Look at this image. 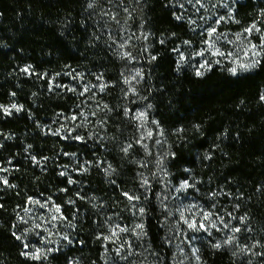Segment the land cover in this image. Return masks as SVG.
Instances as JSON below:
<instances>
[{
    "label": "trees",
    "instance_id": "16d2710c",
    "mask_svg": "<svg viewBox=\"0 0 264 264\" xmlns=\"http://www.w3.org/2000/svg\"><path fill=\"white\" fill-rule=\"evenodd\" d=\"M117 2L151 40L141 92L162 131L174 184H198L196 202L223 197L264 240V51L249 72L233 75L215 65L197 76L194 64L176 55L195 36L174 0ZM97 4L0 0V264H106L104 225L110 217L122 225L132 218L124 193L143 201L153 254L174 264L159 188L147 198L142 168L132 161L144 155L124 151V133L132 129L121 98L124 68L107 47L104 3ZM234 13L245 25L258 22L264 2L244 0ZM85 116L101 122L93 140L88 131L81 140L71 134ZM34 205L59 206L74 229L71 242L38 260L24 255L22 218ZM217 243L199 236V264H246Z\"/></svg>",
    "mask_w": 264,
    "mask_h": 264
},
{
    "label": "rangeland",
    "instance_id": "374dc122",
    "mask_svg": "<svg viewBox=\"0 0 264 264\" xmlns=\"http://www.w3.org/2000/svg\"><path fill=\"white\" fill-rule=\"evenodd\" d=\"M117 1L95 0V3H98L97 5L104 3L101 12L105 14L108 21L103 29L107 35L106 44L119 56L124 68V87L121 98L127 108L126 120L128 124H131L132 129L130 136L121 132L125 135L123 141H125L127 156L131 154L133 148L141 150L144 155L140 158H132V161L142 168L140 178L147 198H150L151 193L159 188L158 200L164 212L165 243L174 253V264H199L195 243L199 236L204 234L227 246L246 264H264V240H261L259 232H254L251 224L238 214V209L232 207L230 203L221 202L223 197L208 198L207 203L196 202L194 195L199 189L198 184L190 181L187 182L189 187L186 190L180 189V185L185 181L175 185L172 176L168 174L165 165L168 154L164 148L163 134L148 110L141 92L144 83L142 60L143 57L150 55L151 40L143 25L138 24L136 28L132 26L128 12ZM243 1L174 0V6L179 14L190 22L195 36V40L186 42L183 47L177 49L176 55L181 62H192L199 72H205L215 65L227 66L229 71L232 67H236L237 73L254 69L244 71L239 65L251 64L262 56L264 16L258 22L243 24L234 13L237 4ZM252 1L264 2V0ZM93 9H95L94 2L91 7V10ZM97 20L96 26L103 24L101 21L97 23ZM218 20L219 23H217ZM139 22L141 23V20ZM253 25H255L254 28ZM212 28H215L216 32L209 35ZM248 28H252V31L246 32ZM254 53L258 54L254 55ZM90 102L92 103L93 100L90 99ZM140 113L145 115L140 117ZM96 123L98 126L101 125L100 121L90 116L76 119L71 127V134L78 137L81 136L79 134L88 131L90 139L93 140L98 134ZM2 179L3 171H0V180ZM145 179L148 181L147 184H144ZM177 189L180 190L177 191ZM129 206L132 216L130 224L122 225L117 219L110 217L104 225L107 237H110L105 244V263L164 264L162 258L153 254L149 247L144 232V212L143 214L139 212V209L143 208V201L132 200ZM181 213H183V219ZM205 213L210 214L207 220L203 219ZM22 219L26 226V238H28L25 245H30L27 247V253H35L39 250L42 257L46 252L69 243L71 235H74L71 222L57 212L56 207L34 205L23 213ZM185 219L189 222L195 219L198 224L203 222L208 231L188 229L184 223ZM140 224L143 225L142 229L136 227ZM117 225L128 231L121 232L116 228ZM237 227L241 231L233 232V229ZM114 228L116 235L112 236L111 230ZM229 239L231 243H225Z\"/></svg>",
    "mask_w": 264,
    "mask_h": 264
},
{
    "label": "snow or ice",
    "instance_id": "6c2138e0",
    "mask_svg": "<svg viewBox=\"0 0 264 264\" xmlns=\"http://www.w3.org/2000/svg\"><path fill=\"white\" fill-rule=\"evenodd\" d=\"M89 7H91V5H89ZM177 18H178V17H177ZM221 19H223V18H221ZM217 23H219V20L217 21ZM252 27L254 28L255 25H253ZM245 31H246V32H251V31H252V28H248V29H246ZM257 31H259V29H257ZM215 32H216V29H215V28H212V29H210V31H209V35H211V34H213V33H215ZM253 47H256V46L253 45ZM261 47H264V44H262ZM257 54H258V53H254V55H257ZM259 64H260V61H259V60H254L251 64H240L239 67H240L242 70H244V71H248V70H250L251 68H254V67H256V66L259 65ZM24 71L27 72L28 69L26 68V69H24ZM230 72H231L233 75H237V68H236V67H232V68L230 69ZM196 75H197V76H203L204 73L197 71ZM85 91H87V89H85ZM81 94H83V93H81ZM262 98H264V97H262ZM13 107H15V106H13ZM5 111H7V110H5ZM17 111H20V109L17 108ZM144 115H145L144 113H140V117H143ZM73 119H75V117H73ZM149 135H151V133H149ZM77 139H82V138H81V137H77ZM129 147H131V145H129ZM124 151L126 152L127 149H124ZM70 182H71V181H70ZM4 183H7V181L5 180ZM147 183H148V181L145 179V180H144V184H147ZM188 187H189V184L187 183V181L183 182V183L180 185V189H184V190H186ZM180 189H177V191H179ZM124 195L126 196V198H127L129 201H132V200H138V199H139V197H133V196L129 195L128 193H124ZM193 207H194V206H193ZM56 211H57V212H60V208H59V206L56 208ZM139 212H140L141 214H143L144 209H143V208H140V209H139ZM209 216H210L209 213H205L204 216H203V219H204V220H207V219H209ZM181 218L183 219V213H181ZM53 219H55V217H53ZM241 219L243 220V218H241ZM184 223L187 225V228H188V229H191V230H193V231H201V230H203V231H205V232L208 231V228L206 227V225H205L203 222H201V223L198 224L197 221H196L195 219L191 220L190 222H189L187 219H185V220H184ZM213 226H215V225H213ZM136 227L142 229V228H143V225L140 224V225H137ZM225 227H227V225H225ZM116 228H118L121 232L128 231V229H126V228H120L119 225H117ZM111 231H112V236H115V235H116V229L114 228V229H112ZM240 231H241V229H240L239 227L233 229V232H240ZM17 239H19V237H17ZM65 239H67V237H65ZM104 239H110V237H104ZM193 239H195V237H193ZM69 242H71V241H69ZM225 243H231V240H230V239H229V240H226ZM27 247H28V245H25V248H27ZM213 247L216 248V249H219V248L221 247V244L217 243V244L213 245ZM24 255L29 256L31 259H36V260L41 259V256H40V254H39V250H37L35 253H24ZM129 255H131V253H129ZM45 258H46V256H45ZM123 258H124V259H127V257H123Z\"/></svg>",
    "mask_w": 264,
    "mask_h": 264
}]
</instances>
